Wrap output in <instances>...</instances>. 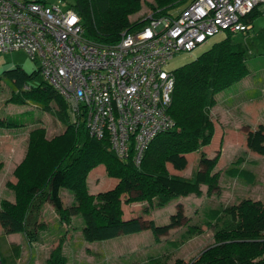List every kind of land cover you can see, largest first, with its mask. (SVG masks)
I'll return each instance as SVG.
<instances>
[{
	"label": "trees",
	"instance_id": "1",
	"mask_svg": "<svg viewBox=\"0 0 264 264\" xmlns=\"http://www.w3.org/2000/svg\"><path fill=\"white\" fill-rule=\"evenodd\" d=\"M63 1L78 15L84 37L95 43L114 44L123 31L140 28L149 21L147 16L134 22L128 19L141 8L142 0ZM185 1L153 0L148 5L151 16L157 17L170 15ZM258 13L257 7L245 20L252 26ZM245 53L242 41L228 34L193 60L173 69L175 84L168 112L174 126L149 142L138 164L131 157H117L108 141L90 135L83 122L75 126L67 111V101L42 77L40 67L30 73L17 65L4 71L3 77L12 85L7 101L29 103L50 111L64 120L65 126L61 133L50 138L42 126L29 131L25 155L13 171L16 182H7L14 201L0 200L1 228L6 233L21 232L32 241L42 226L41 210L50 200L60 223L70 226L72 217L80 216L82 238L101 241L141 229L138 217L123 218L122 194H127L125 203H146L143 211L148 212L151 207L162 208L190 194L201 196V185L206 186L207 193L211 192L218 186L219 173L213 170L219 155L212 158L201 155V148L210 144L215 131L210 109L216 103V93L248 74ZM20 125L15 119L0 116V127ZM246 145L264 155L263 124L247 132ZM192 152L200 158L190 177L168 171V163L175 169H183L187 165L186 154ZM199 164H204L205 169H199ZM98 165H103L106 175L116 178L117 182L112 189L91 193L87 175ZM229 170L246 183H254L252 171L233 166ZM62 188L72 194L68 206L62 204ZM179 213L178 210L177 221L181 219ZM149 223L155 235L167 228V225H155L153 220ZM204 224L213 229V243L191 261L177 258L172 264H264V204L261 201L242 198L229 206L208 208ZM67 231L68 228L62 232L45 264H67V257L62 253ZM199 232L198 224L188 225L178 240L167 243L177 248L187 236ZM14 251L15 257L10 256L8 250L0 251L3 264H16L19 249ZM145 264L168 263L165 257L158 255L148 257Z\"/></svg>",
	"mask_w": 264,
	"mask_h": 264
},
{
	"label": "rangeland",
	"instance_id": "2",
	"mask_svg": "<svg viewBox=\"0 0 264 264\" xmlns=\"http://www.w3.org/2000/svg\"><path fill=\"white\" fill-rule=\"evenodd\" d=\"M46 1L65 8L63 0ZM152 1L142 0L141 8L129 15V21L148 17L152 13L148 3ZM185 2L179 8H183L187 4ZM258 11L247 31L220 30L192 51L176 53L166 64V69H176L228 34L233 39L242 41L246 47L248 74L215 94L216 103L210 109L214 135L210 144L201 148L203 157L219 155L213 170L219 173L216 188L207 193L206 186L201 185V196L190 194L162 208L151 207L148 212L143 211L146 203H125L127 194H122L123 218L138 217L141 229L134 233H119L113 238L101 241H85L82 238L83 221L80 216L72 217V226L60 223L52 202L48 200L40 214L42 226L32 241L21 232L6 233L0 226V251L8 250V254L15 257L14 250L18 248L16 264H45L50 250L57 245L62 232L68 228L62 248L67 264H145L148 257L158 255L165 257L168 264H172L177 258L189 262L213 243V229L204 224L205 211L208 208L229 206L242 198L259 200L264 204V155L246 145L247 132L258 124L264 125V4L258 7ZM16 65L30 73L40 67V60L31 59L22 50L0 53V116L15 119L21 124L16 128L0 127V200L9 201H14V193L7 186V182H16L13 171L25 155L29 131L42 126L46 129V136L50 138L61 133L65 126V121L58 119L50 111L29 103L16 104L7 101L12 85L3 77V72ZM186 158L187 165L183 169H175L168 163V171L190 177L197 168L200 155L192 152L186 154ZM101 166L104 167L98 165L87 175V187L91 193L112 189L117 182L116 178L108 177ZM232 166L252 171L255 174L254 183L248 184L233 175L229 170ZM199 169H205V165L199 164ZM60 197L64 206H68L73 199L71 192L65 188L60 190ZM178 210L180 221L176 220ZM150 220L155 225H167V228L155 235L150 228ZM194 224L201 227V232L187 236L177 248L167 243L169 240H178L187 226Z\"/></svg>",
	"mask_w": 264,
	"mask_h": 264
},
{
	"label": "built area",
	"instance_id": "3",
	"mask_svg": "<svg viewBox=\"0 0 264 264\" xmlns=\"http://www.w3.org/2000/svg\"><path fill=\"white\" fill-rule=\"evenodd\" d=\"M264 0H192L170 15L123 31L114 44L83 35L76 12L35 0H0V53L22 50L40 60L42 77L67 101L71 121L106 139L135 164L159 133L173 128L175 84L168 60L225 30L250 29L246 16ZM0 264H3L0 255Z\"/></svg>",
	"mask_w": 264,
	"mask_h": 264
},
{
	"label": "crops",
	"instance_id": "4",
	"mask_svg": "<svg viewBox=\"0 0 264 264\" xmlns=\"http://www.w3.org/2000/svg\"><path fill=\"white\" fill-rule=\"evenodd\" d=\"M100 168H101L102 170H104V167L101 166ZM182 198H184V197H181V198H179V199H182ZM179 199H178V200H179Z\"/></svg>",
	"mask_w": 264,
	"mask_h": 264
}]
</instances>
